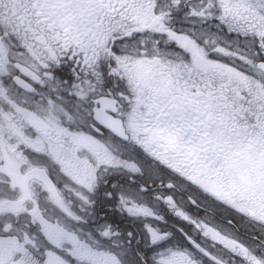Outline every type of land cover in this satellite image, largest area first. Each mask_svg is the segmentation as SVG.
Listing matches in <instances>:
<instances>
[{"label":"snow or ice","instance_id":"snow-or-ice-1","mask_svg":"<svg viewBox=\"0 0 264 264\" xmlns=\"http://www.w3.org/2000/svg\"><path fill=\"white\" fill-rule=\"evenodd\" d=\"M0 264H264V0H0Z\"/></svg>","mask_w":264,"mask_h":264}]
</instances>
